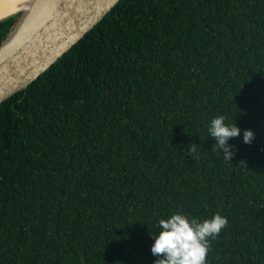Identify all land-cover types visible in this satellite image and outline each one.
I'll return each instance as SVG.
<instances>
[{"label":"trees","instance_id":"1","mask_svg":"<svg viewBox=\"0 0 264 264\" xmlns=\"http://www.w3.org/2000/svg\"><path fill=\"white\" fill-rule=\"evenodd\" d=\"M219 115L254 132L231 162ZM176 211L227 218L207 264H264V0H118L0 102V264H152Z\"/></svg>","mask_w":264,"mask_h":264},{"label":"water","instance_id":"2","mask_svg":"<svg viewBox=\"0 0 264 264\" xmlns=\"http://www.w3.org/2000/svg\"><path fill=\"white\" fill-rule=\"evenodd\" d=\"M117 1L29 0L0 43V102L25 89Z\"/></svg>","mask_w":264,"mask_h":264},{"label":"clouds","instance_id":"3","mask_svg":"<svg viewBox=\"0 0 264 264\" xmlns=\"http://www.w3.org/2000/svg\"><path fill=\"white\" fill-rule=\"evenodd\" d=\"M225 119L223 115L213 117L208 133L214 140L213 146L223 153L225 160L231 162L235 146L228 144V141L240 137L242 133V142L251 144L254 132L251 129L242 130L234 120L226 123ZM196 145L197 143H191L185 149L191 158L196 157ZM240 164L243 165L244 162L241 161ZM227 224V218L219 213L199 219L176 211L167 218L159 219V230L154 234L149 233L152 239L150 251L155 257L152 264H207L210 238L219 235Z\"/></svg>","mask_w":264,"mask_h":264},{"label":"bare ground","instance_id":"4","mask_svg":"<svg viewBox=\"0 0 264 264\" xmlns=\"http://www.w3.org/2000/svg\"><path fill=\"white\" fill-rule=\"evenodd\" d=\"M28 2L29 0H0V18L25 8Z\"/></svg>","mask_w":264,"mask_h":264},{"label":"rangeland","instance_id":"5","mask_svg":"<svg viewBox=\"0 0 264 264\" xmlns=\"http://www.w3.org/2000/svg\"><path fill=\"white\" fill-rule=\"evenodd\" d=\"M18 12V11H17Z\"/></svg>","mask_w":264,"mask_h":264}]
</instances>
